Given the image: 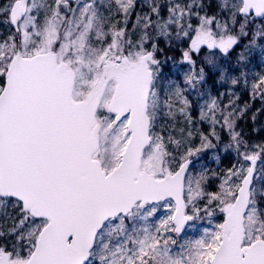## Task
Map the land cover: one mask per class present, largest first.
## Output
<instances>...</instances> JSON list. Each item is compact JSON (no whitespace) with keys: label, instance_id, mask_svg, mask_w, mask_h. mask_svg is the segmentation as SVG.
I'll use <instances>...</instances> for the list:
<instances>
[{"label":"snow or ice","instance_id":"snow-or-ice-1","mask_svg":"<svg viewBox=\"0 0 264 264\" xmlns=\"http://www.w3.org/2000/svg\"><path fill=\"white\" fill-rule=\"evenodd\" d=\"M257 50L264 0H0V264H264Z\"/></svg>","mask_w":264,"mask_h":264},{"label":"trees","instance_id":"trees-1","mask_svg":"<svg viewBox=\"0 0 264 264\" xmlns=\"http://www.w3.org/2000/svg\"><path fill=\"white\" fill-rule=\"evenodd\" d=\"M162 46H163V44H162ZM238 51H240V49H237V52ZM167 55L172 56L174 59L178 58V53L169 52V53H167ZM235 56H236V52H234L232 54V57L229 58L228 61H226V64L229 67H231L232 64L235 62ZM260 57L261 56H260L259 50H257L253 54V56L251 57L250 63L247 64V69H248L250 78L253 75L254 70L256 69L255 64L257 62V58H260ZM163 71H164L166 76L173 78V79L179 78L180 75L182 74V72H180L179 69L177 70V68L172 64L171 61H169L165 64ZM211 83L212 82L209 81L210 85H211ZM221 90H223V89H221ZM213 91H215V88L213 89ZM236 91L238 92V94L241 97V99L238 101V103L243 105V103L245 101H248V99H249L247 91L245 89H243L242 86L240 88H237ZM259 106H260V102L258 100L253 102V110L255 109V107H259ZM259 121L261 123H264V116H260ZM240 125H241V128L243 129V132L245 134V138L248 139L249 141L259 142L261 140H264V130L253 131L254 127H256V128L259 127V124L253 125L251 120H247V121H241ZM203 129H204V131H207V125H204ZM224 139H225V142H227V138L225 137ZM208 152H211L212 154L204 153V155L202 157H196L193 160V164L199 165L202 163V164H209L211 166L216 165L212 169H220V168L229 167L230 163L235 162V159H236L235 154L230 152V151L223 150L222 145L218 146L217 149L208 150ZM217 155L220 157V163L219 164L214 159V157ZM210 188H214V184L211 185Z\"/></svg>","mask_w":264,"mask_h":264},{"label":"rangeland","instance_id":"rangeland-1","mask_svg":"<svg viewBox=\"0 0 264 264\" xmlns=\"http://www.w3.org/2000/svg\"><path fill=\"white\" fill-rule=\"evenodd\" d=\"M179 58V57H178ZM176 58V59H178ZM256 69L254 70L253 74L256 73H261L264 72V63H261V57L257 58V62H256ZM177 68V67H176ZM178 70V68H177ZM180 72H182V70L179 69ZM198 143V140H197ZM205 153L208 154H212L211 152L206 151ZM204 155V153H202L199 157H202ZM214 155V154H213ZM196 158V157H195ZM193 158V160L195 159ZM232 163H230L229 166H231ZM216 165H209V164H193L190 166V170L195 173L196 171H199L202 168H209L212 169L213 167H215ZM264 167V161H257V168H261ZM209 190H214V188H209ZM209 225L207 224L206 221H191L188 222L185 226V228L182 230V238H188V237H193L195 238L197 235L200 234V231L204 228V227H208Z\"/></svg>","mask_w":264,"mask_h":264},{"label":"water","instance_id":"water-1","mask_svg":"<svg viewBox=\"0 0 264 264\" xmlns=\"http://www.w3.org/2000/svg\"><path fill=\"white\" fill-rule=\"evenodd\" d=\"M186 226V225H185Z\"/></svg>","mask_w":264,"mask_h":264}]
</instances>
